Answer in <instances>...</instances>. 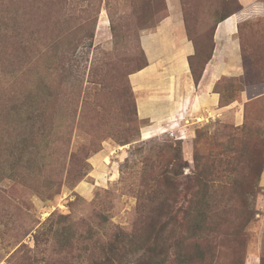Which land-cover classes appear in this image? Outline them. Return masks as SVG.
I'll return each mask as SVG.
<instances>
[{
  "label": "rangeland",
  "instance_id": "obj_1",
  "mask_svg": "<svg viewBox=\"0 0 264 264\" xmlns=\"http://www.w3.org/2000/svg\"><path fill=\"white\" fill-rule=\"evenodd\" d=\"M181 1L195 77L247 13L244 73L221 83L241 104L187 130L141 118L130 80L168 0H0V264H264V95L241 96L264 90V0ZM41 80L48 144L26 111Z\"/></svg>",
  "mask_w": 264,
  "mask_h": 264
},
{
  "label": "crops",
  "instance_id": "obj_2",
  "mask_svg": "<svg viewBox=\"0 0 264 264\" xmlns=\"http://www.w3.org/2000/svg\"><path fill=\"white\" fill-rule=\"evenodd\" d=\"M252 1L241 0L244 7ZM168 7V14L157 26L142 34L141 44L148 63L132 73L130 80L138 94L141 118L154 122V129L164 128L175 119L180 123L189 120L187 130L193 124L217 120L227 114L228 108L235 109L236 103L241 104V101L222 104L218 85L225 77L244 73L238 26L247 13L242 8L218 22L214 50L196 80L190 62L196 55V45L188 34L182 1L168 0ZM256 87L260 88L259 93L244 97L249 91L248 85L245 86L241 95L243 105L264 95L261 86ZM234 118L238 122L243 120L244 108H237Z\"/></svg>",
  "mask_w": 264,
  "mask_h": 264
},
{
  "label": "trees",
  "instance_id": "obj_3",
  "mask_svg": "<svg viewBox=\"0 0 264 264\" xmlns=\"http://www.w3.org/2000/svg\"><path fill=\"white\" fill-rule=\"evenodd\" d=\"M182 7H183V3H182ZM183 10H184V8H183ZM234 13H236V12H233V13L225 16L224 18H222L218 22L226 19L228 16H231ZM36 56H38V55L36 54ZM242 56H243V52H242ZM35 58H36L35 62L39 63L40 59L37 58V57H35ZM147 63H148V60H147ZM243 63H244V57H243ZM243 66H244V64H243ZM201 72H200V74H201ZM198 77L196 76L195 79L197 80ZM222 82H223V80H222ZM222 82H220V84L218 85V88H220V89H221V83ZM34 87H35L37 92L35 94H33V92H29V94H28L29 101L27 102V105H26V108H27L26 111L28 112L27 120L32 125L33 137H34V139H36V135L38 133H41L40 135L43 136L42 137L43 139L45 137H47V140H45L46 144H48V141H50V143H54V142H56V139L53 138V135H52V134H54L53 133V129H52L53 122L48 120L49 111H48V103H47V99H46V98H48L47 97V90L43 87V81L42 80L41 81H36L34 83ZM221 93H222V96H221V98H222L221 100L222 101L221 102H222V104H224L223 103V92H222V90H221ZM232 101H230V102H232ZM248 102L249 101H247L246 104ZM37 145L39 146V144H37ZM34 147H35V145H34ZM203 230H204V227H200V231H203ZM191 260H192L191 257L189 255H187V259L186 258L183 259L182 262L179 263V264H191V262H192ZM141 262H142V259H140V262L138 260V264L141 263ZM154 263L155 264H165L163 261H160V260L148 262V264H154Z\"/></svg>",
  "mask_w": 264,
  "mask_h": 264
}]
</instances>
